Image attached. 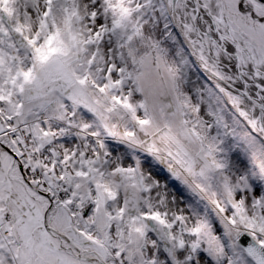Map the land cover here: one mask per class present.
Wrapping results in <instances>:
<instances>
[{"label":"snow or ice","instance_id":"1","mask_svg":"<svg viewBox=\"0 0 264 264\" xmlns=\"http://www.w3.org/2000/svg\"><path fill=\"white\" fill-rule=\"evenodd\" d=\"M0 264H264V0H0Z\"/></svg>","mask_w":264,"mask_h":264},{"label":"clouds","instance_id":"2","mask_svg":"<svg viewBox=\"0 0 264 264\" xmlns=\"http://www.w3.org/2000/svg\"><path fill=\"white\" fill-rule=\"evenodd\" d=\"M162 75L167 79V72L161 68ZM140 85L144 92V97L148 103V106L156 120L160 117V97L165 94L169 85L162 83L161 75L157 74L155 68L150 64L145 65L144 73L140 78Z\"/></svg>","mask_w":264,"mask_h":264}]
</instances>
